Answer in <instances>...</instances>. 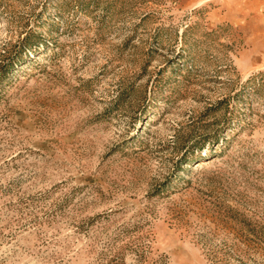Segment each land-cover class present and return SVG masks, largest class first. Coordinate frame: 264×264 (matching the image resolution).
<instances>
[{"label":"rangeland","instance_id":"obj_1","mask_svg":"<svg viewBox=\"0 0 264 264\" xmlns=\"http://www.w3.org/2000/svg\"><path fill=\"white\" fill-rule=\"evenodd\" d=\"M222 0H0V264H264V57Z\"/></svg>","mask_w":264,"mask_h":264},{"label":"crops","instance_id":"obj_2","mask_svg":"<svg viewBox=\"0 0 264 264\" xmlns=\"http://www.w3.org/2000/svg\"><path fill=\"white\" fill-rule=\"evenodd\" d=\"M224 15L245 28V56L264 57V0H222Z\"/></svg>","mask_w":264,"mask_h":264}]
</instances>
